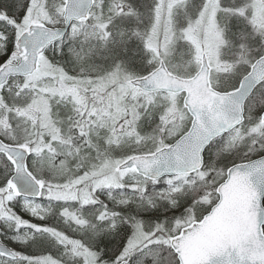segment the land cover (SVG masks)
I'll return each instance as SVG.
<instances>
[{
  "label": "snow or ice",
  "instance_id": "snow-or-ice-1",
  "mask_svg": "<svg viewBox=\"0 0 264 264\" xmlns=\"http://www.w3.org/2000/svg\"><path fill=\"white\" fill-rule=\"evenodd\" d=\"M0 161V264H264V0H0Z\"/></svg>",
  "mask_w": 264,
  "mask_h": 264
},
{
  "label": "rangeland",
  "instance_id": "rangeland-1",
  "mask_svg": "<svg viewBox=\"0 0 264 264\" xmlns=\"http://www.w3.org/2000/svg\"><path fill=\"white\" fill-rule=\"evenodd\" d=\"M50 2H51V0H50ZM133 45H135V41H133ZM186 56H187L186 49H184L183 47L178 45L176 47L175 53H174V65L177 67L178 70H184V68H185L184 61L186 59ZM99 59H98V57H93V60L96 63H97V61L98 62L100 61ZM109 105H111L110 109H109ZM97 106L99 107V109L102 112L106 113V115L102 121L103 127L104 128L110 127L111 123H112V118L118 117L120 115V111H121V109H118V107H117L115 97L110 98L108 94H105L102 102L99 98H97ZM55 111L58 112V114H59V119L61 121V123L59 125H53L51 122V119L47 116L48 107L46 104H39V105L35 106L32 110L33 114L34 115L38 114L40 116V118L48 126L46 128L47 131H52V130H55L57 128L62 127L64 129V133L67 134L69 132L68 131V121L65 119V117L67 116V110L65 108L64 103L61 102V103L56 104L55 105ZM109 111H110V115H108ZM148 119H149L148 115L145 114L143 122H142L143 129L145 131L148 127L146 125V122L148 121ZM64 120H65V122H63ZM104 135H105V133L100 128H95L92 130L91 138L94 142H99L103 146ZM144 146L145 145H136V144L132 143L131 141H128L127 139H125L121 143V149L122 150H128L130 148L144 147ZM82 156L84 159L88 158L87 157V150H85L82 153Z\"/></svg>",
  "mask_w": 264,
  "mask_h": 264
},
{
  "label": "water",
  "instance_id": "water-1",
  "mask_svg": "<svg viewBox=\"0 0 264 264\" xmlns=\"http://www.w3.org/2000/svg\"><path fill=\"white\" fill-rule=\"evenodd\" d=\"M226 198L230 200L229 209L216 220L218 228L237 227L243 223L244 218L240 215L238 210V193L234 187H229L226 190ZM204 243L203 240L193 242V248H199Z\"/></svg>",
  "mask_w": 264,
  "mask_h": 264
},
{
  "label": "flooded vegetation",
  "instance_id": "flooded-vegetation-1",
  "mask_svg": "<svg viewBox=\"0 0 264 264\" xmlns=\"http://www.w3.org/2000/svg\"><path fill=\"white\" fill-rule=\"evenodd\" d=\"M121 112H122V109H121V111H120V114H121ZM146 125L148 126L147 127V129H146V132H148V133H152V122L150 121V119H148V121L146 122ZM242 150V149H241Z\"/></svg>",
  "mask_w": 264,
  "mask_h": 264
},
{
  "label": "trees",
  "instance_id": "trees-1",
  "mask_svg": "<svg viewBox=\"0 0 264 264\" xmlns=\"http://www.w3.org/2000/svg\"><path fill=\"white\" fill-rule=\"evenodd\" d=\"M193 2H194V0H193ZM136 45H133V47H135ZM96 59V58H95ZM99 59V58H98ZM100 61L98 62L97 61V63L98 64H100V63H102V60L101 59H99ZM63 122H65V120L63 121ZM0 168H3V162L2 161H0Z\"/></svg>",
  "mask_w": 264,
  "mask_h": 264
}]
</instances>
